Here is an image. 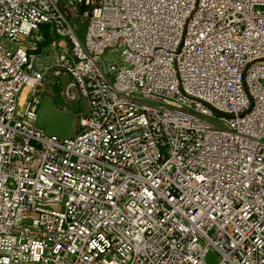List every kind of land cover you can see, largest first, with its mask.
Here are the masks:
<instances>
[{"label":"built area","instance_id":"built-area-1","mask_svg":"<svg viewBox=\"0 0 264 264\" xmlns=\"http://www.w3.org/2000/svg\"><path fill=\"white\" fill-rule=\"evenodd\" d=\"M50 72L87 101L74 137L21 107ZM212 249L264 264V0H0V264Z\"/></svg>","mask_w":264,"mask_h":264},{"label":"rangeland","instance_id":"rangeland-1","mask_svg":"<svg viewBox=\"0 0 264 264\" xmlns=\"http://www.w3.org/2000/svg\"><path fill=\"white\" fill-rule=\"evenodd\" d=\"M53 51L48 50L42 54L40 61H48V56ZM48 55V56H47ZM109 57V55H108ZM72 78L68 73L56 76L52 72L46 74L45 87L34 96L26 90L20 95L21 107L31 101L36 111V125L49 137L59 140L74 137L81 130V119L87 116V101L81 95L78 88H74L75 99H69L66 95L68 85ZM62 209V207H61ZM208 264H218L220 254L212 249L206 256Z\"/></svg>","mask_w":264,"mask_h":264},{"label":"trees","instance_id":"trees-1","mask_svg":"<svg viewBox=\"0 0 264 264\" xmlns=\"http://www.w3.org/2000/svg\"><path fill=\"white\" fill-rule=\"evenodd\" d=\"M43 31L45 32V34H46V40L48 41L50 39V36H52V35L48 32V29L47 28H43Z\"/></svg>","mask_w":264,"mask_h":264},{"label":"crops","instance_id":"crops-1","mask_svg":"<svg viewBox=\"0 0 264 264\" xmlns=\"http://www.w3.org/2000/svg\"><path fill=\"white\" fill-rule=\"evenodd\" d=\"M53 53V52H52Z\"/></svg>","mask_w":264,"mask_h":264}]
</instances>
